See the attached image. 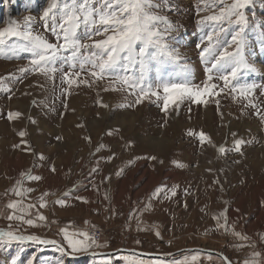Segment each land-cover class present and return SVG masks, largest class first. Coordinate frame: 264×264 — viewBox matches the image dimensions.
<instances>
[{
  "label": "rangeland",
  "instance_id": "374dc122",
  "mask_svg": "<svg viewBox=\"0 0 264 264\" xmlns=\"http://www.w3.org/2000/svg\"><path fill=\"white\" fill-rule=\"evenodd\" d=\"M169 3L171 10L165 6L161 14L178 25L169 40L179 48L180 63L190 67L192 82L202 85L207 80L208 65L201 59L200 51L207 41L201 42L204 32L197 21L209 13L197 15L198 0H169ZM47 6L48 0H0V30L23 26L25 19L31 17L34 32L56 43V37L43 27V10ZM243 11L249 19L244 56L255 71L238 72L232 83L238 87L256 85L248 99L257 108H245L242 98H233L237 93L225 89L215 97L220 100L219 109L208 98L207 108L192 105V112L188 113L186 107H181L179 115L175 119L169 117L162 128L158 125L163 123L164 113L147 100L129 111L117 109V105L131 102L133 97L104 92L98 86H73L70 94H62L68 86L61 84L60 72L56 73L54 87L43 75L19 71L30 66V53L7 49L0 53V232L44 237L76 256L114 253L72 258L56 246L5 240L0 241V264H29V261L31 264H224L215 255L184 252L195 248L222 253L233 264H243L245 258H253L252 253L258 251L261 256L254 259L264 264V120L261 119L264 116V45L259 38V33L264 32V0H253ZM219 35L230 39V34ZM64 69L68 70L66 65ZM180 71L179 65L169 63L162 74L165 78H176L173 74ZM149 78L157 82L154 68ZM213 82L223 84L219 79ZM107 83L103 81L100 85ZM98 101L108 104L109 108H100ZM9 111H21L24 115L18 121H9L6 119ZM257 111L261 116L255 114ZM28 117L37 124H31ZM80 124L84 127H77ZM115 127L122 128L125 139L135 142L133 149L125 150L115 133L106 135L109 128ZM189 129H202L216 145L226 148L232 147L231 132L251 143L242 148L244 157L235 152L221 155L217 148L198 147V142L187 136ZM21 130L29 132L25 139L37 152L44 153L48 161L37 162L33 169L35 157L13 147L20 142L17 133ZM85 135L91 137V144L84 140ZM57 136L63 139L58 141ZM101 144L106 147L97 152ZM109 149L116 153L111 161L106 159L111 154ZM145 155H158L164 164L135 159L125 167L130 159ZM237 160L240 162L235 163ZM52 162L56 173L49 171ZM177 163L186 167H176ZM121 167H125V172L117 176ZM96 168L99 171H93ZM29 170L43 179L24 180V187L34 191L26 193L19 205L26 211L16 214L36 220V226L8 219L14 210L7 205L22 199L11 190L21 179V173ZM65 192L69 193V206L54 203L64 198ZM42 193H49L45 197L46 208L39 207ZM76 196L85 197L88 203L75 199ZM28 204L36 207L27 209ZM221 212L228 217L227 233L213 218ZM38 213L47 220L39 221ZM62 228H67L70 234L99 229L103 235L98 243L90 241L87 251L72 252ZM232 229L250 240L239 241L231 234ZM240 243L254 244V247L234 246ZM121 250L172 256L148 259Z\"/></svg>",
  "mask_w": 264,
  "mask_h": 264
},
{
  "label": "snow or ice",
  "instance_id": "6c2138e0",
  "mask_svg": "<svg viewBox=\"0 0 264 264\" xmlns=\"http://www.w3.org/2000/svg\"><path fill=\"white\" fill-rule=\"evenodd\" d=\"M252 2L253 0H232L231 3H226V0H198L197 15L200 16L201 12L209 13L197 21L204 32L201 42L207 41V45L200 51L201 59L208 65L206 68L207 80L202 85L192 82L190 67L187 63H180L182 56L179 48L169 40L171 34L178 30V25L161 14L165 6L171 10L169 0H164L163 3H160L159 0H48V6L43 10V27L56 37V43L49 42L44 36L35 33L31 27L32 18L28 17L23 26L13 25L8 29L0 30V53L6 49L13 52L30 53L32 56L30 66L21 68L19 71L43 75L53 82L54 87L56 73L60 72L61 84L68 86L62 90V94H70L69 89L73 86L83 85L88 88L98 86L104 92H120L125 97H133L131 102L117 105V109L129 111H134L138 105L144 104L147 100L164 113L163 123L158 125L162 128L167 124L169 117L175 119L179 115L181 107H186L188 113H191L192 105L207 108L208 98H212V103L219 109L220 100L215 97L224 93L225 89L237 93V97L233 98H242L245 101V108H257V105L248 99L253 94L256 85H240L238 87L232 83L237 79L238 72L242 70L255 71V68L247 63L244 56L249 19L243 9ZM200 4L203 7H199ZM220 33L230 34V39L221 38ZM259 38L264 45V32L259 33ZM14 40L22 43H10ZM169 63L180 66L181 71L173 74L176 78L171 76L165 78L162 74L164 66ZM65 65L67 71L64 69ZM153 68L157 74L156 83H153L149 78ZM227 69L230 71L226 74ZM214 79L223 81V84L214 83ZM103 81H108L107 85L101 86L100 82ZM97 96H99V92ZM98 106L104 109L109 108L108 104L100 101H98ZM255 114L261 116L259 111ZM23 115L21 111H9L6 114V119L18 121ZM220 115L222 117L223 113ZM97 118H100L99 113H97ZM261 119L264 120V116ZM28 120L31 124H37V121L31 117H28ZM77 127L82 128L84 125L80 124ZM114 133L120 137L125 150L133 149L135 142L125 139L122 135V128H109L106 131V135L109 136ZM186 134L198 142V147L203 148L204 145H208L217 148L221 155L235 152L244 157L245 152L242 151V148L251 143L238 137L235 132L230 133L234 137L231 148L216 145L210 134L202 129L199 131L189 129ZM17 135L20 137V142L14 144L13 147L35 157L33 169L37 166V162L48 161L49 158L44 153L37 152L34 145L25 139L29 136L27 130H21ZM56 139L60 141L63 138L57 136ZM84 140L89 144L92 143L91 137L88 135L84 136ZM104 147L106 146L101 144L96 151L99 152ZM109 151L111 152V149ZM115 156L116 153L111 152L106 159L111 161ZM135 159L164 164V160L158 155H145L135 156L134 159L128 161L125 167L133 164ZM239 162V160L235 161V163ZM125 167H121L116 175H123ZM176 167L183 168L186 165L177 163ZM49 171L57 172L54 162L50 163ZM93 171H99V169L96 168ZM25 179L39 182L43 177L34 174L32 170L21 173V179L16 181V185L11 191L22 199L7 205L9 209L14 210L8 219L20 220L29 226H36V220L25 219L24 215L16 214L26 211L19 205L23 203L26 193L34 191L32 188L24 187ZM105 179H110V177ZM175 194L176 191L173 189L172 195ZM47 195L49 193L41 194L39 207L46 208L48 206L45 200ZM68 196L69 193L65 192L64 198H58L54 203L61 207H68ZM75 199L85 204L88 203L85 197L76 196ZM35 207V204L27 205V209ZM27 214L29 217L31 216L30 212ZM213 218L226 233L229 231L228 217L225 212H221ZM37 219L46 221L47 217L38 213ZM61 231L72 252L87 251L90 246L89 242L93 241V237L86 231L71 234L67 228H62ZM231 234L242 242L250 240L247 235L236 232L234 229ZM74 236L81 237V239H76ZM5 240L21 242L28 240L40 244L56 243L36 236L17 235L12 231L0 232V241ZM234 246L237 248L254 247V244L240 243ZM260 256V252L254 251L253 258H245L243 264H260V261L254 259ZM224 264H233V262L230 258L225 257Z\"/></svg>",
  "mask_w": 264,
  "mask_h": 264
},
{
  "label": "water",
  "instance_id": "95a60500",
  "mask_svg": "<svg viewBox=\"0 0 264 264\" xmlns=\"http://www.w3.org/2000/svg\"><path fill=\"white\" fill-rule=\"evenodd\" d=\"M17 235H24V236H29V235H26V234H17ZM33 236V235H31ZM38 237V236H36ZM40 239H43V240H49V241H53V240H50V239H46L44 237H39ZM24 243H31L33 241H28V240H25L23 241ZM47 245H51V246H56V247H59L63 253L68 256V257H72V258H82V257H89L90 255H95V256H107V255H113L114 253H97V254H94V253H89V254H85V255H80V256H76V255H72V254H69L67 252V250L64 248V246L58 244L57 242L55 244H47ZM123 253H127V254H130V255H135V256H138V257H143V258H148V259H162V258H169L171 257L172 255L171 254H151V253H145V252H141L139 250H121ZM188 251H198V252H203V253H206V254H211V255H215V256H218L219 258H221L223 261H224V258L226 257L224 254L222 253H219V252H213V251H210V250H205V249H201V248H195V249H189V250H184V252H188Z\"/></svg>",
  "mask_w": 264,
  "mask_h": 264
},
{
  "label": "built area",
  "instance_id": "2783aa9c",
  "mask_svg": "<svg viewBox=\"0 0 264 264\" xmlns=\"http://www.w3.org/2000/svg\"><path fill=\"white\" fill-rule=\"evenodd\" d=\"M89 234L93 237L94 243H98L103 235L102 231H100L99 229L91 230L89 231Z\"/></svg>",
  "mask_w": 264,
  "mask_h": 264
},
{
  "label": "bare ground",
  "instance_id": "6f19581e",
  "mask_svg": "<svg viewBox=\"0 0 264 264\" xmlns=\"http://www.w3.org/2000/svg\"><path fill=\"white\" fill-rule=\"evenodd\" d=\"M177 135V134H176ZM166 149V148H165ZM153 150V149H152ZM169 152H170V150H169ZM156 154V153H155ZM163 154V153H162ZM13 233H15V232H13ZM31 243H38V242H35V241H33V242H31ZM38 244H40V243H38Z\"/></svg>",
  "mask_w": 264,
  "mask_h": 264
}]
</instances>
